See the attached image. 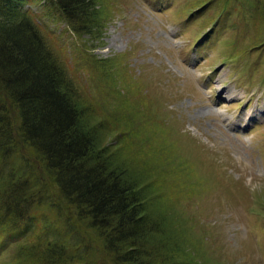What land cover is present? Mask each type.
I'll list each match as a JSON object with an SVG mask.
<instances>
[{"label": "trees", "instance_id": "obj_1", "mask_svg": "<svg viewBox=\"0 0 264 264\" xmlns=\"http://www.w3.org/2000/svg\"><path fill=\"white\" fill-rule=\"evenodd\" d=\"M22 1L0 0V234L26 232L35 222L43 235L21 245L12 264H184L190 229L175 208L179 172L153 171L158 163L143 162L139 149L159 144L157 129L140 127L145 116L161 118L121 56L89 54L86 70L103 91L123 86L94 122L97 104L79 90L64 45ZM48 1L79 38L105 27L104 0ZM250 4L264 15V0ZM117 122L129 129L114 148L105 138ZM168 148L155 149L165 168L175 166Z\"/></svg>", "mask_w": 264, "mask_h": 264}, {"label": "rangeland", "instance_id": "obj_2", "mask_svg": "<svg viewBox=\"0 0 264 264\" xmlns=\"http://www.w3.org/2000/svg\"><path fill=\"white\" fill-rule=\"evenodd\" d=\"M112 1L100 2L101 38H79L48 0L20 6L64 45L79 90L97 104L94 122L115 105L113 91L123 86L103 91L86 70L89 54L121 56L128 78L161 118L150 123L145 116L140 127L157 129L159 144L152 140L154 151L150 142L139 149L143 162L158 163L153 171L179 172L175 208L190 229L181 246L184 264H264V15L252 0ZM220 84L238 97L223 98ZM250 111L255 118L246 122ZM229 121H235L232 129ZM120 123L105 138L114 148L129 129ZM157 146L169 147L162 150L175 166L165 168ZM39 235L35 222L26 232L1 235L0 264H12L18 248Z\"/></svg>", "mask_w": 264, "mask_h": 264}, {"label": "bare ground", "instance_id": "obj_3", "mask_svg": "<svg viewBox=\"0 0 264 264\" xmlns=\"http://www.w3.org/2000/svg\"><path fill=\"white\" fill-rule=\"evenodd\" d=\"M218 81H220V79ZM219 91L221 92V94L223 95V98H225V99H234V98L238 97V95L234 94L232 91H230V90L229 91H226V88H224L222 84L219 85ZM226 94H228V97L226 96ZM256 110L257 109H255V111ZM260 112H262V110ZM253 118H255V115H254V113H252L250 111V112L246 113L245 114V117L242 118V119L244 121H246V122H250L251 120H253ZM234 125H235V121H229L228 126L231 129H232V127H234Z\"/></svg>", "mask_w": 264, "mask_h": 264}]
</instances>
